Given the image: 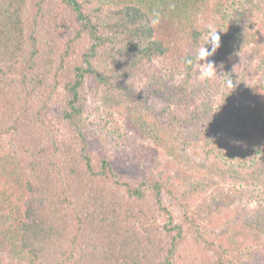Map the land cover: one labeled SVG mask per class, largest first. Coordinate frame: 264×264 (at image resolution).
Segmentation results:
<instances>
[{
    "label": "trees",
    "instance_id": "obj_1",
    "mask_svg": "<svg viewBox=\"0 0 264 264\" xmlns=\"http://www.w3.org/2000/svg\"><path fill=\"white\" fill-rule=\"evenodd\" d=\"M214 1L199 26L182 12L158 27L147 10L125 0H0V157L20 166L14 225L36 264H225L229 249L162 172L145 170L131 181L88 152L84 116L88 78L116 90L153 75L157 89L175 99L202 96L200 114H172L181 126L197 127L187 142L209 161L248 170L264 199V134L247 127L248 88L241 82L238 91L223 89L218 76L202 80L196 67L201 35L219 21L211 9L230 3ZM219 34L224 46L228 34ZM212 58L218 66L220 57ZM164 72L174 79L169 89ZM59 92L62 108L51 117ZM142 160L133 162L142 168Z\"/></svg>",
    "mask_w": 264,
    "mask_h": 264
},
{
    "label": "rangeland",
    "instance_id": "obj_2",
    "mask_svg": "<svg viewBox=\"0 0 264 264\" xmlns=\"http://www.w3.org/2000/svg\"><path fill=\"white\" fill-rule=\"evenodd\" d=\"M125 1L147 10L158 27L170 18L179 21L182 12L196 26L200 20H208L205 13L211 7V0ZM229 2L211 9L219 21L213 19L210 24L223 36L228 34L223 48L216 53L220 59L215 75L224 83L223 89L232 85L238 91L241 82L245 83L251 108L247 127L264 134V0ZM211 4L214 6L215 1ZM246 24L251 28L246 29ZM165 78L163 85L169 89L174 79L167 73ZM238 79L242 81L233 85ZM155 80V76L148 75L123 81L122 89L107 90L94 87L93 78H88L84 115L88 152L96 159H109L131 181L142 178L145 170L162 172L169 187L203 214L216 241L229 249L225 264H264V199L253 190L252 176L241 165L233 169L230 162L209 161L203 150L187 142L197 127L181 126L172 114H200L204 97L175 99L170 91L157 89ZM60 99L59 92L50 103L51 117L60 113ZM213 102L218 105L220 97ZM136 157L143 159L144 167L135 165ZM20 176V166L13 157H0V264H36L19 245L14 225ZM164 200L179 220L176 205L168 196Z\"/></svg>",
    "mask_w": 264,
    "mask_h": 264
},
{
    "label": "clouds",
    "instance_id": "obj_3",
    "mask_svg": "<svg viewBox=\"0 0 264 264\" xmlns=\"http://www.w3.org/2000/svg\"><path fill=\"white\" fill-rule=\"evenodd\" d=\"M219 31L209 24L206 31L201 35L203 43L194 49L196 67L199 70V77L202 80L211 79L217 73L215 62L209 58L214 57L221 47ZM185 62L189 65L194 63L192 58H188Z\"/></svg>",
    "mask_w": 264,
    "mask_h": 264
}]
</instances>
